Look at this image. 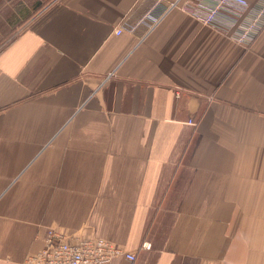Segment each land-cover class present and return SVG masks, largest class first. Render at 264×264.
<instances>
[{
	"label": "crops",
	"instance_id": "obj_1",
	"mask_svg": "<svg viewBox=\"0 0 264 264\" xmlns=\"http://www.w3.org/2000/svg\"><path fill=\"white\" fill-rule=\"evenodd\" d=\"M191 1L0 0V264L49 228L118 264H264V29Z\"/></svg>",
	"mask_w": 264,
	"mask_h": 264
},
{
	"label": "built area",
	"instance_id": "obj_2",
	"mask_svg": "<svg viewBox=\"0 0 264 264\" xmlns=\"http://www.w3.org/2000/svg\"><path fill=\"white\" fill-rule=\"evenodd\" d=\"M178 6L172 3L171 8ZM184 12L249 47L264 29V0L252 4L248 0H193L182 6ZM135 31L136 25H122L117 33ZM142 248L150 250L152 245L143 243ZM133 263L134 253H129L116 243L106 239H83L68 236L49 228L41 251L29 255L24 264H118L119 261Z\"/></svg>",
	"mask_w": 264,
	"mask_h": 264
}]
</instances>
